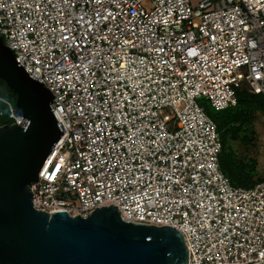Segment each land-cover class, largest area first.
<instances>
[{"label":"built area","instance_id":"2783aa9c","mask_svg":"<svg viewBox=\"0 0 264 264\" xmlns=\"http://www.w3.org/2000/svg\"><path fill=\"white\" fill-rule=\"evenodd\" d=\"M0 37L62 130L28 185L35 211L112 206L178 231L187 264L264 263V182L224 176L198 103L234 108L243 84L264 98V0H0Z\"/></svg>","mask_w":264,"mask_h":264},{"label":"water","instance_id":"95a60500","mask_svg":"<svg viewBox=\"0 0 264 264\" xmlns=\"http://www.w3.org/2000/svg\"><path fill=\"white\" fill-rule=\"evenodd\" d=\"M0 80L15 96L22 126H0V264H187L182 235L165 226L125 222L115 207L86 217L35 211L29 183L62 130L51 93L20 68L0 37ZM264 264V263H262Z\"/></svg>","mask_w":264,"mask_h":264},{"label":"trees","instance_id":"16d2710c","mask_svg":"<svg viewBox=\"0 0 264 264\" xmlns=\"http://www.w3.org/2000/svg\"><path fill=\"white\" fill-rule=\"evenodd\" d=\"M0 98L14 107L15 96L12 91L0 80ZM238 105L222 111H215L210 105L199 100V105L206 115L215 123L219 134L221 151L219 167L225 177L235 187L250 188L259 182H264L258 176L256 161L242 158L237 145L250 146L254 142V121L257 113L264 114V98L252 94L249 87L243 84L237 91ZM207 102V101H206ZM209 104V103H208ZM9 109L0 101V126L10 125Z\"/></svg>","mask_w":264,"mask_h":264},{"label":"rangeland","instance_id":"374dc122","mask_svg":"<svg viewBox=\"0 0 264 264\" xmlns=\"http://www.w3.org/2000/svg\"><path fill=\"white\" fill-rule=\"evenodd\" d=\"M199 0H190L192 7H195ZM204 101V100H201ZM207 105L208 102L204 101ZM169 114V110L165 112ZM254 142L250 146L237 145L239 155L244 159H254L256 161V169L258 176L264 179V114L257 113L254 121Z\"/></svg>","mask_w":264,"mask_h":264}]
</instances>
